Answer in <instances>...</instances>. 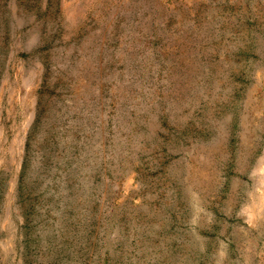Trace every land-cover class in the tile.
<instances>
[{"label":"rangeland","instance_id":"rangeland-1","mask_svg":"<svg viewBox=\"0 0 264 264\" xmlns=\"http://www.w3.org/2000/svg\"><path fill=\"white\" fill-rule=\"evenodd\" d=\"M0 264H264V0H0Z\"/></svg>","mask_w":264,"mask_h":264},{"label":"bare ground","instance_id":"bare-ground-1","mask_svg":"<svg viewBox=\"0 0 264 264\" xmlns=\"http://www.w3.org/2000/svg\"><path fill=\"white\" fill-rule=\"evenodd\" d=\"M178 18V17H177Z\"/></svg>","mask_w":264,"mask_h":264}]
</instances>
